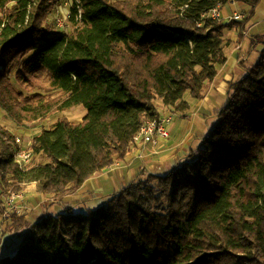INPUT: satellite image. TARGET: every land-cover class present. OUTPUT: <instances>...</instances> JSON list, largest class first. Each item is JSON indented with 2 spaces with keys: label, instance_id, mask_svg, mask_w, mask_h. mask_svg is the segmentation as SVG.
I'll return each mask as SVG.
<instances>
[{
  "label": "trees",
  "instance_id": "trees-1",
  "mask_svg": "<svg viewBox=\"0 0 264 264\" xmlns=\"http://www.w3.org/2000/svg\"><path fill=\"white\" fill-rule=\"evenodd\" d=\"M230 1L72 0L70 32L56 33L55 0H0L2 110L18 124L86 111L35 133L26 167L0 120V216L1 187L71 195L131 151L142 119L161 117L158 101L185 112L203 98L227 60L226 33L245 30L259 4L235 0L251 5L242 19L209 15ZM252 43L263 46L258 61L230 85L195 152L85 212L53 215L52 202L33 222L12 212L4 226L17 247L0 264H264V32Z\"/></svg>",
  "mask_w": 264,
  "mask_h": 264
},
{
  "label": "crops",
  "instance_id": "crops-1",
  "mask_svg": "<svg viewBox=\"0 0 264 264\" xmlns=\"http://www.w3.org/2000/svg\"><path fill=\"white\" fill-rule=\"evenodd\" d=\"M219 10L222 17L228 21L234 13H241L244 16L249 14L251 5L232 0L219 7ZM263 32L264 0H259L246 29L241 32L238 28H234L226 33L227 60L219 68L216 78L206 86L203 98L190 99V108L185 112H175L163 104L158 105L162 116L173 114L175 118H179V121L174 119L170 126V137L157 144L135 142L123 159L115 160L113 164L95 173L75 193L57 198L52 205L54 208L51 214L58 215L68 207L80 212L98 207L112 193L140 178L143 172L165 175L185 160L190 153L195 152L216 123V113L226 105L230 85L246 75L248 65L258 61L263 46L252 42L255 36ZM178 130L181 131L177 136L175 132ZM29 184V189L33 187L37 189L36 183ZM28 194L27 197L31 196ZM40 195L45 197L42 193Z\"/></svg>",
  "mask_w": 264,
  "mask_h": 264
},
{
  "label": "rangeland",
  "instance_id": "rangeland-1",
  "mask_svg": "<svg viewBox=\"0 0 264 264\" xmlns=\"http://www.w3.org/2000/svg\"><path fill=\"white\" fill-rule=\"evenodd\" d=\"M72 4V0H55V4L53 6L52 12L49 15V23L51 24L53 30L56 33L59 32H70V26L71 23L69 21V13H70V6ZM1 16V11H0ZM58 19L62 20V25H58ZM162 102L158 101V105H161ZM84 108L83 107H75L68 110L66 113L61 114H53L47 120L43 121L42 124H18L15 121H13L0 107V120L2 123L7 126L8 128H11L13 132L16 134V136L20 137L22 140V143H25L24 141H31L33 135L41 129V127H49L51 126L59 116H67L69 119L75 122H80L84 115ZM166 115V114H165ZM173 115V114H172ZM162 116V115H161ZM179 121V118H175L173 115V120ZM174 121H172L173 123ZM181 131V130H180ZM180 131L178 130L175 132V135H179ZM35 160V158H34ZM37 161L41 162L42 159L37 157ZM32 184V183H31ZM129 184V183H127ZM30 184H24L21 189L15 190L13 186H3V198H7L12 193L17 192H23L24 194V205L26 206V210L16 212L17 214H25L26 218L29 219L31 222H33L41 213V207L43 204L47 203H53L57 199L54 198H48V197H42L40 195L41 193L36 188H30ZM29 193V194H28ZM27 194L31 196L27 197ZM27 197V201H26ZM52 204V205H53ZM52 205H47V210L52 213V209L54 208ZM96 208V207H95ZM1 222V221H0ZM5 226H3L4 228ZM12 227V226H11ZM11 227L6 226L5 227V234H3L0 238V256L8 253H12L15 248L17 247V240L18 238L13 233H10L8 229H11ZM1 228V227H0Z\"/></svg>",
  "mask_w": 264,
  "mask_h": 264
},
{
  "label": "built area",
  "instance_id": "built-area-1",
  "mask_svg": "<svg viewBox=\"0 0 264 264\" xmlns=\"http://www.w3.org/2000/svg\"><path fill=\"white\" fill-rule=\"evenodd\" d=\"M220 6L214 7L209 15L214 19L221 20L223 19L220 10ZM244 17L241 13H234L231 19H242ZM58 25H62V20L58 19ZM173 121L172 114H166L161 116L159 119L155 118H143L141 121L140 128L138 133L135 135V142H151V143H159L161 140L168 139L170 137V126ZM17 142L20 143L22 149L18 151L16 155L17 162L21 167H26L29 165L35 158L34 153L27 148L30 146L31 141H24L20 137L17 136ZM24 194L23 192H17L10 194L6 199L3 200V208L4 212L0 216V238L3 232L4 223L10 220V216L12 212H20L26 210V206L24 205Z\"/></svg>",
  "mask_w": 264,
  "mask_h": 264
}]
</instances>
